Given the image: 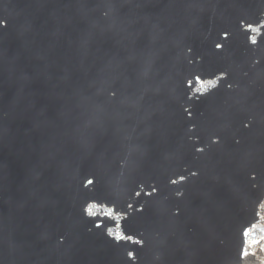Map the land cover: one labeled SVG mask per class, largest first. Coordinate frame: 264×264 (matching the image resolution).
Wrapping results in <instances>:
<instances>
[{
  "label": "water",
  "instance_id": "obj_1",
  "mask_svg": "<svg viewBox=\"0 0 264 264\" xmlns=\"http://www.w3.org/2000/svg\"><path fill=\"white\" fill-rule=\"evenodd\" d=\"M91 264H264V0H96Z\"/></svg>",
  "mask_w": 264,
  "mask_h": 264
}]
</instances>
